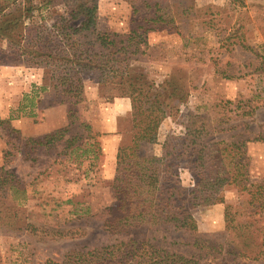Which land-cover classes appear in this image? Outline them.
<instances>
[{"label": "rangeland", "instance_id": "obj_1", "mask_svg": "<svg viewBox=\"0 0 264 264\" xmlns=\"http://www.w3.org/2000/svg\"><path fill=\"white\" fill-rule=\"evenodd\" d=\"M19 1L25 10L22 29L38 25L42 31L51 30L54 11L64 10L42 6L41 0ZM242 1L244 8L233 0H141L135 12L125 0L97 3L98 31L122 35L140 27L139 32H145L146 44L131 57L132 71L144 74L154 87L164 88L173 79L185 94L183 101L165 109L156 143H140V154L159 156L167 136L182 137L186 126L196 123L209 133L206 140L216 144L213 158L223 160L227 180L223 203L192 211L195 235L173 229L139 232V238L153 237L173 254L191 257L197 251L192 246L196 237L223 243L227 206L232 207L234 220L257 219L264 226V209L244 215L255 212L250 204L264 199V0ZM155 5L163 18L159 24L150 22ZM18 43L19 37L12 42L0 35V175L7 171L20 181L24 193L13 196L27 222L44 228L0 232V264H42L121 238L102 229V212L114 203L116 155L121 145L131 142L133 116L129 98L118 97L111 86H100L96 76H89L66 138L75 134L84 138L82 124L89 125L99 135L100 151L91 146V139H83L74 152H63L60 144L54 150L25 146L24 139H41L65 128L69 119L68 105L49 92L51 69L26 63ZM122 100L129 101L130 113L118 117L114 126L110 121L114 103ZM84 150H93L98 157L82 154ZM181 167L179 178L183 186L191 187L192 175L184 163ZM49 226L70 231L57 238L47 233ZM201 264H264V256L253 262L217 257Z\"/></svg>", "mask_w": 264, "mask_h": 264}, {"label": "trees", "instance_id": "obj_2", "mask_svg": "<svg viewBox=\"0 0 264 264\" xmlns=\"http://www.w3.org/2000/svg\"><path fill=\"white\" fill-rule=\"evenodd\" d=\"M98 1L41 0L42 6L64 9L61 14L54 11L57 17L47 31L38 25L22 29L25 12L22 1L4 0L0 7V35L12 42L19 37V53L26 57V63L51 69L49 92L60 99V104L68 105L69 123L65 128L41 139H24L25 146L54 150L60 144L64 146L63 152L69 149L74 152L80 149L83 139L86 142L91 139V146L100 151L96 141L99 135L89 125L82 124L84 138L78 134L66 138L75 122L76 108L83 101V82L89 76H96L100 86H111L118 97L131 100L133 135L128 145L118 149L111 183L114 203L102 212L101 223L108 235L121 238L92 249L67 253L61 261L47 259L42 264H201L217 257L258 261L264 256V226L257 219L244 223L234 220L230 206L225 210L223 243L196 237L192 246L197 251L191 257L168 252L153 237L139 238L141 231L154 233L162 229L195 235L197 223L192 211L223 203L221 192L227 180L223 175V160L213 158L218 151L216 144L206 140L209 133L205 134L204 127L196 123L186 126L182 137L167 136L159 156L140 154V143H156L165 109L171 102L183 101L185 94L173 79L164 88L163 85L154 87L144 74L132 71L131 57L146 44L145 32H139L140 27L122 35L98 31ZM125 1L135 12V4L141 0ZM233 1L238 8L245 7L242 0ZM154 8L150 22L159 24L163 18L156 5ZM88 152L95 155L94 159L98 157L93 150H84L82 154ZM218 160L219 165L213 166ZM182 163L192 175L191 187L183 186L179 178ZM21 191L24 193L13 173L6 171L0 175V232L43 230L44 226L28 223L23 215L13 196ZM250 205L255 212L244 215L254 216L257 210L264 209V199L255 206ZM88 211L86 208L85 213ZM254 225L259 228H253ZM47 231L53 237L64 238L70 229L49 226ZM259 236H262L260 242Z\"/></svg>", "mask_w": 264, "mask_h": 264}, {"label": "crops", "instance_id": "obj_3", "mask_svg": "<svg viewBox=\"0 0 264 264\" xmlns=\"http://www.w3.org/2000/svg\"><path fill=\"white\" fill-rule=\"evenodd\" d=\"M120 105H122V108L120 107ZM128 113H130V106H129V101L128 100H126V101L125 100L115 101V103H114V113L110 117V121L113 122L112 124L114 126H117V123H116L117 118L122 116L123 114L127 115ZM117 140L118 139L115 138L114 143H117L116 142ZM115 146H116V144H115ZM115 146H114V148H116ZM114 153H115V151H112V154H114Z\"/></svg>", "mask_w": 264, "mask_h": 264}]
</instances>
